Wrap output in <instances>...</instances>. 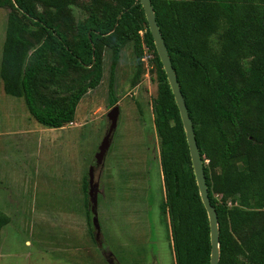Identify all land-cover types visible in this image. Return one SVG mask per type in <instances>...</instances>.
<instances>
[{
	"label": "trees",
	"instance_id": "trees-1",
	"mask_svg": "<svg viewBox=\"0 0 264 264\" xmlns=\"http://www.w3.org/2000/svg\"><path fill=\"white\" fill-rule=\"evenodd\" d=\"M73 1L0 0V8L11 9L0 56L4 94L21 97L38 125L60 128L99 83L103 49L110 51L111 81L118 52L131 42L135 72L129 85L146 72L142 59L149 71L156 67L151 113L173 263L208 264L206 214L141 7L137 0H90L81 7L86 18L74 23L67 8ZM149 1L215 212L218 264H264V0ZM64 79L57 96L42 92ZM6 222L0 214V227Z\"/></svg>",
	"mask_w": 264,
	"mask_h": 264
},
{
	"label": "rangeland",
	"instance_id": "rangeland-1",
	"mask_svg": "<svg viewBox=\"0 0 264 264\" xmlns=\"http://www.w3.org/2000/svg\"><path fill=\"white\" fill-rule=\"evenodd\" d=\"M89 2L68 5L74 23L86 18L81 7ZM10 11L0 8V56ZM110 59L104 48L99 83L80 98L73 120L56 129L38 125L21 97L4 94L0 80V214L7 219L0 227V264H174L151 113L156 67L149 71L147 64L131 87V42L118 52L111 81ZM66 82L42 92L55 97ZM115 105L116 123L96 165Z\"/></svg>",
	"mask_w": 264,
	"mask_h": 264
},
{
	"label": "water",
	"instance_id": "water-1",
	"mask_svg": "<svg viewBox=\"0 0 264 264\" xmlns=\"http://www.w3.org/2000/svg\"><path fill=\"white\" fill-rule=\"evenodd\" d=\"M137 4L141 7L143 16L146 22L148 33L151 37L155 53L157 55L158 61L161 65V69L165 75V80L167 82L169 91L172 95L173 102L177 109L179 121L184 133V139L188 150V156L190 161L191 171L194 177L195 185L197 188V193L202 204V207L205 211L207 222H208V239H209V260L208 264H218V235H217V222L214 209L209 204L207 197V190L204 182V176L200 161V156L194 139V133L192 129L191 122L189 120L187 110L182 98V95L179 90L178 83L174 71L171 67L169 57L167 55L166 48L164 46L163 40L160 36L158 27L156 25L153 11L150 5L149 0H137ZM118 114L117 106H113L107 112V119L109 121L108 132L106 136L100 142L97 152L94 156L95 164L99 165L103 158V155L109 144V137L112 129L115 126L116 118ZM92 169H89L88 180L89 184L92 180L91 175ZM94 184L91 183V187ZM92 189H90L89 194L91 195ZM92 226L96 228L95 223Z\"/></svg>",
	"mask_w": 264,
	"mask_h": 264
},
{
	"label": "built area",
	"instance_id": "built-area-1",
	"mask_svg": "<svg viewBox=\"0 0 264 264\" xmlns=\"http://www.w3.org/2000/svg\"><path fill=\"white\" fill-rule=\"evenodd\" d=\"M142 61L145 63V65L147 66V63L144 61V59H142ZM150 68V67H149Z\"/></svg>",
	"mask_w": 264,
	"mask_h": 264
},
{
	"label": "flooded vegetation",
	"instance_id": "flooded-vegetation-1",
	"mask_svg": "<svg viewBox=\"0 0 264 264\" xmlns=\"http://www.w3.org/2000/svg\"><path fill=\"white\" fill-rule=\"evenodd\" d=\"M94 167H96V166H94Z\"/></svg>",
	"mask_w": 264,
	"mask_h": 264
}]
</instances>
